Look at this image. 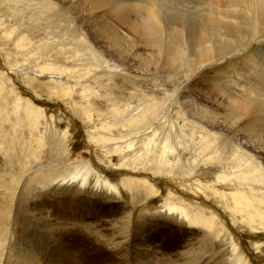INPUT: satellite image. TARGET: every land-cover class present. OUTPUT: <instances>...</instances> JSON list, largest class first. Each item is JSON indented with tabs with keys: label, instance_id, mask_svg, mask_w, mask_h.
Listing matches in <instances>:
<instances>
[{
	"label": "rangeland",
	"instance_id": "obj_1",
	"mask_svg": "<svg viewBox=\"0 0 264 264\" xmlns=\"http://www.w3.org/2000/svg\"><path fill=\"white\" fill-rule=\"evenodd\" d=\"M0 1V17L6 22L0 26V81L4 86H0V264H264V224L256 228L257 223L241 222L222 205L223 198L204 187L211 185L213 179L192 168L193 150L182 142L185 136L192 147H197L198 134L190 126L184 129L172 115L167 120L165 115L159 116L156 121L163 123L158 129V143L170 134L175 150L179 149V164L167 172L153 170L155 160H146L141 144L129 156L120 153L115 142L101 147L93 139V135L108 136L105 127L111 121L104 119L109 117L107 111L111 113L109 108L123 103L111 102L105 94L126 98L133 93L161 90L160 97L165 98L163 89L171 87L164 80L114 68L118 73L110 74L105 63L108 57L92 56L87 39L76 31L72 21L59 14V5L45 11L40 9L43 0ZM231 1L234 2L120 0L115 8L137 20L143 18L145 11L157 10L161 26L182 32L185 42L189 36L204 32V28L211 30L206 26L214 19L216 22L221 16L219 11L236 15L248 12L247 5L244 11L232 6ZM263 31H256L253 38L246 37L245 46L205 73L224 77L228 91L204 85L206 80L198 78L201 76L181 85L179 91L186 92L192 104L203 108L204 98L198 92L204 90L227 101L235 93L239 96L233 99L251 97L253 101L256 88L264 83ZM44 61L68 67L74 64L79 78L89 80L92 89L102 93L97 94L98 98L92 90L94 98L103 100L100 107L105 111L96 112L99 116L89 120L85 109L93 107L88 105L90 98L76 93L70 96L67 92L65 96L66 87L74 86L75 81L68 78L69 73L57 76L43 71ZM175 91L167 93L175 97L178 90ZM132 97L130 108L134 112L139 107L143 110L145 103ZM179 102L178 106L170 102L174 111L180 110L182 101ZM262 107L264 115V103ZM30 108L41 111L38 125L29 118ZM126 118L122 116L121 120ZM127 127L133 139L131 124ZM155 129V124L148 128V132L152 130L150 140ZM136 132L146 139L144 130ZM221 145L230 157L233 147ZM142 157L146 159L140 160ZM124 161L131 168L124 167ZM126 179L135 181V186L130 185L132 189L123 186ZM145 182L158 193L145 188ZM139 183L145 189L140 194L133 189ZM166 202L173 207L164 206ZM190 212L215 217L213 231L201 224L190 225L186 217Z\"/></svg>",
	"mask_w": 264,
	"mask_h": 264
},
{
	"label": "bare ground",
	"instance_id": "obj_2",
	"mask_svg": "<svg viewBox=\"0 0 264 264\" xmlns=\"http://www.w3.org/2000/svg\"><path fill=\"white\" fill-rule=\"evenodd\" d=\"M249 1H231L232 6L241 7L244 11L246 9L244 5H247L248 12L245 11L243 14L236 15L230 12L224 13V11H219L221 16L216 18V22H214V19L212 23L208 22L206 26L211 27V30H205L204 28V32L189 36L185 42L182 41V32L173 31L168 26H161L157 10L149 11L148 13L145 11L143 18L137 20L127 15L126 11L122 13L115 8V5L120 0H43V5H41L40 9L43 7L46 11L59 5V14L66 21H72V24H75L74 28L77 29L76 31L80 32L85 37V40L87 39L85 42L90 47L92 56L99 59L108 57V61L105 63L110 70V74L118 73L114 69L124 72L131 71L141 76L159 77L160 80H164V84L167 83L171 87V89H163L165 98L160 97L162 94L161 90L153 91L151 94L146 91L142 95H140V92L139 96L133 93V95H130L131 98H123L119 94L118 96L120 97L115 98V94H113L114 96H111L112 94L108 96L105 94L107 100L115 103L122 101L123 103L119 107L115 104L113 108H109L112 110L111 113L110 110L107 111L109 117H105L104 119L110 118L109 121H111V124L105 127V132L108 133V136H92L94 140H97L98 145L105 147L115 142L117 144L116 148L120 153L130 156L134 154L137 144H141V149L145 148V150H142V153L146 152L147 159L142 157L143 159L140 160H155L154 164L156 165L151 167L156 172L174 170L175 166L180 162L179 149L177 147L175 150V142L174 144L171 142L173 138L171 140L170 134L165 135V139L161 141L160 138V143H158V129L163 123L159 125L156 122L159 116L165 115L166 120L170 115L174 116L176 121H181L184 129L190 126L198 134L197 138L199 142L195 144L197 147H192L188 141V137L184 136L182 142L183 144H187L191 151L193 150L192 168L201 170L205 176L208 175L210 179H213L211 185L204 184V187L214 191L219 198H223L224 202H222V205L231 210L232 214H236L241 222H247L251 225L257 223L256 228H258L264 224V115L262 114L263 107L261 108L262 103H264L261 102L264 101V83L261 88H256L258 96L252 93L256 96L253 98V101L250 100L252 99L251 97L250 99L247 97L249 100L243 98L233 99V97L239 96L236 93L229 97V99H232L227 101L213 92L206 90H204V93L196 91L204 98V108L192 104L187 98L186 92L182 94L183 92L179 91L181 85L189 83L192 79H196L197 76H201L198 78H202L201 80L204 82L206 80L204 85L218 87L220 90H227L226 84L223 81L224 77L220 75L214 77L205 73L213 69L218 61L224 60L225 56L245 46L248 43L246 37L249 39V36L251 38L252 35H255L256 31L259 33L264 30V0H252V5H248ZM2 3L0 1V7L3 5ZM135 6L139 7L136 4ZM3 24H6V22L0 17V26ZM121 30L127 31L131 37L125 36ZM9 34V36H12V33ZM167 35L168 37H166ZM17 46H22L21 40L18 41ZM195 48L196 50L198 48V52L193 50ZM52 61L58 62L57 59ZM44 62L43 66H41L43 71L51 73V75L56 74L57 76L69 73V75L67 74L68 78H72L75 81V87L71 84L70 87H66L68 90L65 91V96L67 94L71 96L76 93L81 98H90L88 105L93 107L85 109L89 120L92 121L98 115L96 112L103 113L105 111L100 107L101 103L104 104L103 100L100 102L99 99L94 98V96H98L99 98L97 94L102 93H96L97 91L95 92L92 86L88 84L89 80L81 79V76L79 78V75L76 74L77 67L75 68L74 64L71 63L72 65L68 67L63 64H47L46 61ZM93 67H95V63ZM203 72L204 74H202ZM0 86L4 87L1 81ZM170 90H173L175 93V90H178L177 96L169 95L170 93H167V91L169 92ZM132 96H137L139 103L141 101L145 103L143 110L139 107L137 109L140 110L134 112L135 110L133 111L130 108L133 105L132 98L134 97ZM100 97L102 99V96ZM18 98L22 100L21 97L18 96ZM168 101L176 102L177 106L180 105L179 101H182L180 110L174 111L173 106ZM139 103L136 106H139ZM30 109L28 112L29 118H33L35 124L38 125L41 111L35 108ZM104 116L106 115L104 114ZM122 116H127V118L121 120ZM99 118H102L101 115ZM191 118L196 119L199 123L191 121ZM118 122L121 124H118ZM130 124L134 131L133 139H130L127 127ZM154 124L157 129L154 130V138L150 140L149 133L152 130L148 132V128L151 129ZM121 126H123L122 129ZM136 129H139L140 132L144 130L145 140L136 132ZM191 142L193 143V141ZM221 143L233 147V151L231 150L233 153H231L230 157L226 155L227 151L221 147ZM158 146H161L160 151L157 150ZM121 158L124 159L125 157ZM229 158L233 160V163L226 162ZM124 160L127 161V159ZM143 164H147V162ZM123 165L124 167L131 166L126 164L125 161ZM132 183L135 186L134 180L126 179L123 182V186L132 189ZM140 184L133 188L138 191L137 193L145 191ZM143 185L145 188L149 187L150 192L158 193L153 190L148 182L143 183ZM148 189L146 190L147 194L150 193ZM116 193L119 194L117 191ZM164 206L173 207L168 202ZM186 217L190 220V225L201 224L208 231H213L217 223L215 217H208L206 214L201 213L190 212L186 214Z\"/></svg>",
	"mask_w": 264,
	"mask_h": 264
}]
</instances>
